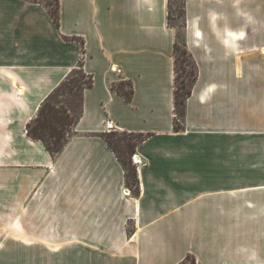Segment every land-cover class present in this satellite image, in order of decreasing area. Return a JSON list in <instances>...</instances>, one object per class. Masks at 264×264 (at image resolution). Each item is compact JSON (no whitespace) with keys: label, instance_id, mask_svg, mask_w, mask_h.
I'll return each instance as SVG.
<instances>
[{"label":"crops","instance_id":"0c3cea01","mask_svg":"<svg viewBox=\"0 0 264 264\" xmlns=\"http://www.w3.org/2000/svg\"><path fill=\"white\" fill-rule=\"evenodd\" d=\"M169 2L58 0L57 26L0 0V264H264V0H181L197 78L178 131ZM82 48L93 82L51 155L25 127ZM111 129L147 134L136 190Z\"/></svg>","mask_w":264,"mask_h":264},{"label":"trees","instance_id":"16d2710c","mask_svg":"<svg viewBox=\"0 0 264 264\" xmlns=\"http://www.w3.org/2000/svg\"><path fill=\"white\" fill-rule=\"evenodd\" d=\"M42 3L54 23L59 26L58 0H32ZM171 3L168 4L167 20L169 25L176 28L175 40L173 44V128L178 131L183 128L185 115V101L191 94L192 86L197 78L195 62L187 51L183 42V30L185 26L184 8L181 2L177 17L182 19L178 28L171 24L173 16L170 12ZM181 38L179 39L180 35ZM82 51L76 66L71 69L67 76L47 95L40 103L37 113L33 119L26 124V133L33 139L40 140L45 148L55 155L59 152L74 125L81 115L82 91L92 84L93 78L83 70ZM186 64L190 68H186ZM111 88L126 101H130L133 95L132 83L130 80H121L111 84ZM118 130H110L101 134L108 146L120 161L125 174V183L137 189V175L135 166L131 162V156L138 143L147 137V134L140 132H129L121 130L122 135L112 142V134ZM176 264H197L195 257L191 253L185 256Z\"/></svg>","mask_w":264,"mask_h":264},{"label":"rangeland","instance_id":"374dc122","mask_svg":"<svg viewBox=\"0 0 264 264\" xmlns=\"http://www.w3.org/2000/svg\"><path fill=\"white\" fill-rule=\"evenodd\" d=\"M169 1L171 3L170 12H171L172 16L174 17L173 20H170L171 21L170 23L175 25L177 27V29L181 32L182 30H181V28H178V26L181 24L182 19L177 17L178 9L180 8V5H181V0H169ZM174 29L176 31L175 27H174ZM181 36H182V34L180 35L179 39L181 38ZM186 68H190V65L186 64ZM111 130H115V129H111ZM112 135L113 136L111 137V139H112L113 143L119 137L124 136V135H122L121 130L116 131V133H114Z\"/></svg>","mask_w":264,"mask_h":264},{"label":"built area","instance_id":"2783aa9c","mask_svg":"<svg viewBox=\"0 0 264 264\" xmlns=\"http://www.w3.org/2000/svg\"><path fill=\"white\" fill-rule=\"evenodd\" d=\"M107 125H108V126H111V123H110V122H107ZM131 159H132V161L135 162V163L138 161V160L136 159V157H135V154H133V155L131 156ZM123 191H124V193H126V194L130 193V190H129L128 188H125Z\"/></svg>","mask_w":264,"mask_h":264}]
</instances>
